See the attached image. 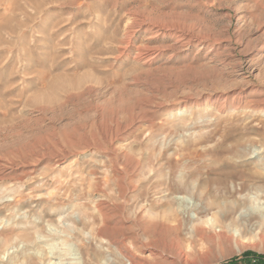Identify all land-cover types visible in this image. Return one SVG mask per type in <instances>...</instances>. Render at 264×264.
Instances as JSON below:
<instances>
[{
  "label": "rangeland",
  "instance_id": "rangeland-1",
  "mask_svg": "<svg viewBox=\"0 0 264 264\" xmlns=\"http://www.w3.org/2000/svg\"><path fill=\"white\" fill-rule=\"evenodd\" d=\"M131 260L264 264V0H0V264Z\"/></svg>",
  "mask_w": 264,
  "mask_h": 264
},
{
  "label": "bare ground",
  "instance_id": "bare-ground-1",
  "mask_svg": "<svg viewBox=\"0 0 264 264\" xmlns=\"http://www.w3.org/2000/svg\"><path fill=\"white\" fill-rule=\"evenodd\" d=\"M245 190V189H244ZM226 191H229V193L233 196V194H234V192L233 191H231V190H226ZM211 192V191H210ZM219 193V192H218ZM219 195V194H218ZM217 196V195H216ZM215 197V196H214ZM246 197V196H245ZM241 198V205L244 203V202H247V198ZM217 198V197H216ZM223 198V197H222ZM172 201H174V200H172ZM171 201V202H172ZM175 202V201H174ZM239 202H240V200H238V199H234L233 201H228V200H226V198L222 201L221 199H220V201H219V199H215V201H212V202H209L208 204H207V208H213V207H216V208H218V210H219V213H223V215H228V214H230L235 208H236V206L239 204ZM174 204V203H173ZM206 207V206H205ZM204 210V209H203ZM252 212V211H251ZM218 213V214H219ZM258 214V213H257ZM162 215V214H161ZM164 216L166 217L165 219H168V220H173V221H177V223L179 222V219H178V213H177V210L174 208V205H172V203H167V208H166V210L164 211ZM250 216V215H249ZM228 218H229V216H227ZM226 220V219H225ZM172 222V221H171ZM180 223V222H179ZM217 227V226H216ZM249 228V227H248ZM97 230H98V233L100 234V235H106V233H107V228L105 227V224H101V225H99L98 226V228H97ZM208 233V232H207ZM210 234V233H209ZM218 234V233H217ZM219 234H221L222 236L224 235V233L222 232V233H219ZM202 235V234H201ZM200 235V236H201ZM204 235V234H203ZM202 235V236H203ZM216 235V234H215ZM201 236V237H202ZM205 236V235H204ZM216 237V236H215ZM236 237V236H235ZM234 240V239H233ZM239 240H240V238H239ZM216 242V241H215ZM237 242V241H236ZM115 243V242H114ZM119 244H118V248H119V250L125 255V256H129L131 253H130V251L127 249V247L122 243V242H118ZM204 243V242H203ZM202 243V244H203ZM234 243V242H233ZM211 244V243H210ZM223 244V243H222ZM225 244V243H224ZM174 245V244H173ZM198 245H201V244H198ZM231 245V244H230ZM190 246V245H189ZM204 246V245H203ZM202 246V247H203ZM238 246V245H237ZM172 247V246H171ZM199 247V246H198ZM214 247V246H213ZM181 248V247H180ZM211 248V247H210ZM205 249V248H204ZM213 249V248H212ZM178 250V249H177ZM180 250V249H179ZM185 250V249H184ZM180 252H181V250H180ZM201 252V251H200ZM199 252V253H200ZM185 253H186V251H185ZM181 254V253H180ZM188 254H190V253H188ZM188 254H186V256L188 255ZM185 255V254H184ZM192 255V254H191ZM185 256V257H186ZM198 257V256H197ZM202 257V256H201ZM130 258V257H129ZM178 259V258H177ZM190 260V259H189ZM192 260V259H191ZM182 263V262H181ZM185 263V262H184ZM191 263V262H190ZM131 264H137V263H135V262H132V260H131Z\"/></svg>",
  "mask_w": 264,
  "mask_h": 264
}]
</instances>
